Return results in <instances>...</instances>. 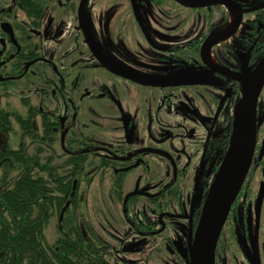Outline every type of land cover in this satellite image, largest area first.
Returning <instances> with one entry per match:
<instances>
[{
	"label": "flooded vegetation",
	"instance_id": "flooded-vegetation-1",
	"mask_svg": "<svg viewBox=\"0 0 264 264\" xmlns=\"http://www.w3.org/2000/svg\"><path fill=\"white\" fill-rule=\"evenodd\" d=\"M197 2L198 6L178 0H0V83L13 87L16 81L36 77L40 88L36 93L38 103L33 105L42 113L57 114L61 121L52 118L61 127L54 137L59 134L63 144L66 136L75 132L85 147L83 154L99 158L100 175L111 180L113 192L118 193L116 198L122 197L128 230L103 221L104 240L106 234L116 238L123 235L136 244L162 234L173 220H169L171 212L164 205L169 203L179 209L184 202L183 183L194 175L196 195L189 214L180 212L181 221L187 216L189 245L190 227L193 232L197 227L245 102L246 89L239 78H256L264 60V0ZM134 31H139L144 44L136 41L135 57L131 58L141 59L139 63L146 73L124 75L157 92L154 104L142 112L141 108H124L113 82V75L119 73L110 70L96 53L116 67L105 53L118 59L106 47H115L111 38L115 40L120 32ZM231 31L234 32L227 39L215 43ZM111 32L116 33L115 37L107 36ZM208 44L211 47L203 51ZM101 73L113 78L108 79L109 84ZM89 74L101 76L102 81L88 80ZM186 78L195 82H163ZM262 82L255 106L251 163L219 235L213 264H264ZM25 96L31 98L30 94ZM155 97L160 102L155 103ZM47 100L50 104H46ZM113 111L118 113V138L101 140L94 134H85L83 114L94 112L92 115L108 119ZM223 115L228 120L221 128L218 122ZM38 125H43L41 118ZM127 125L134 127L131 130ZM128 130L138 137L133 144L124 135ZM158 166L170 177L161 187L159 182L153 183L157 174L152 170ZM128 183L132 186L125 191ZM232 189L229 185L226 199ZM157 208L160 213L155 211Z\"/></svg>",
	"mask_w": 264,
	"mask_h": 264
},
{
	"label": "trees",
	"instance_id": "trees-1",
	"mask_svg": "<svg viewBox=\"0 0 264 264\" xmlns=\"http://www.w3.org/2000/svg\"><path fill=\"white\" fill-rule=\"evenodd\" d=\"M11 90L9 83H0V264H131L128 258L117 257L115 248H108L107 240L83 210L85 199L79 183L87 175V156L76 133L67 135L62 144L65 153H72L62 163L68 170L66 179L58 173L62 164H53V155L43 161L41 148L33 154L25 140L54 141V133L61 127L52 118L61 122L58 115L42 113L29 96L22 98L28 107L26 114L8 110L4 98L12 96ZM13 118L21 129L17 147L10 144ZM39 118L43 125H38ZM125 211L130 218V210ZM155 211L160 213L158 208ZM55 214L59 236L50 243L45 228ZM186 262L189 264V249Z\"/></svg>",
	"mask_w": 264,
	"mask_h": 264
},
{
	"label": "rangeland",
	"instance_id": "rangeland-1",
	"mask_svg": "<svg viewBox=\"0 0 264 264\" xmlns=\"http://www.w3.org/2000/svg\"><path fill=\"white\" fill-rule=\"evenodd\" d=\"M115 35L116 33L111 32L107 36L115 37ZM111 39L113 40L115 47L112 46L111 48H106L110 51V53H113V55L118 60L112 58L107 52L105 54L106 56H109V58L116 64L115 66L131 73H141L145 75L144 73H146V68L139 63L141 59L136 58L134 60L133 57L131 58V55H133L135 52V45H137L136 41H139L140 44H144L143 37L139 31H134L128 34L120 32L115 38L116 41L113 38ZM111 39H109V41H111ZM143 48L145 51V45H143ZM137 50L141 51L139 49ZM133 56L135 57V54ZM102 75L107 78L105 79L107 84L110 83L108 79H113L107 74ZM113 77L115 88H117V92H120L123 106L125 109H127V111H134L136 108H141L142 112V110H146L152 106V104H154L153 98L157 92L148 89L149 87L147 88L144 85L139 84L136 79L129 78L124 74H115ZM87 79H96L98 82L102 81L101 76L98 78L93 74H89ZM39 88L40 84L34 76L30 77L27 81H16L11 90L13 93L12 96L9 98H4L5 108L10 111L26 114L27 108L23 104L22 98L25 97L26 94H30L31 98H29V101L32 104H37L38 98L36 93ZM106 92L108 95L112 96L107 88ZM156 98L157 97H155L154 100L155 103L160 102V100ZM46 104H50V101L47 100ZM91 111H93V109H91ZM92 114L95 115L94 112ZM92 114L85 113L82 115L81 122L83 123V131L85 134H94L101 140L118 138L115 135L119 134L118 131H115V129L120 128L118 127L119 122L117 120V111H113L108 119L103 117L101 118L98 115L94 116ZM227 120V116L223 115V117H221L218 122L221 128H224L225 122H227ZM12 121L15 131L10 135V144L14 147H17L20 143L21 129L14 118ZM127 126L131 130L134 127V125ZM131 130H128V132L125 131V133H123L126 135L129 143L133 144L136 142L138 137H136L135 133H133ZM120 133L122 134V132ZM25 140L29 152L34 154L39 152V149L41 148L39 153L41 154V159L43 161H47V158L53 155V164L60 165L64 163L69 157V154L64 152L59 134L56 135L54 141L52 142L36 141L29 137ZM98 159L99 158L93 156L92 154L88 155L87 162L85 163L87 175H85L83 181L79 183V190L83 193L85 199L83 202V210L91 219L92 223L96 229H98L100 234L103 233V221H106L107 225L109 222L116 224L120 230L125 229V231H127L128 227L124 225L125 221L122 214V197L117 199L116 197L118 196V193L115 194V192H113L110 186L111 180H109V178L105 175H100ZM63 167L64 164L59 167L58 173L60 175H64V177L67 179L66 176L68 175V170ZM152 171L153 173L157 174V179H153V183L159 182V187L167 184L170 177L166 176L165 171L160 168V166L155 167V170ZM41 174L47 177L46 171H43ZM131 174L133 175V173ZM155 174L153 175L155 176ZM195 181L196 178L193 175L191 178L186 179V183H183L184 192L182 193V200L184 202H182V206L183 203L185 205L182 210H180L182 206L178 209L175 208L174 205H169V203L164 205L163 208L168 212H171L169 213V217H171L169 220H172V218L173 220L172 223L168 224V227L162 232V234L154 237L152 241H143V243L136 242L137 245L133 242H130L128 239H125L123 235H120L119 238H116L106 234L108 248H115L113 251L115 254H117V257L121 255L120 257L125 259L128 258L129 261H131V264H187L186 258L187 251L189 249L187 240L188 222L186 220L187 216H185L184 220L181 221L180 212H185V215L189 214L192 199L196 195L194 189ZM131 186L132 184L128 183L126 185L125 191L129 190ZM174 214H176V216H174ZM115 220H118L121 225ZM57 223L58 217L57 214H55L45 228V235L50 243L56 241L59 236Z\"/></svg>",
	"mask_w": 264,
	"mask_h": 264
},
{
	"label": "water",
	"instance_id": "water-1",
	"mask_svg": "<svg viewBox=\"0 0 264 264\" xmlns=\"http://www.w3.org/2000/svg\"><path fill=\"white\" fill-rule=\"evenodd\" d=\"M178 1L190 6L199 5L197 0ZM80 17L82 21L81 26L84 28L82 15ZM238 24L239 22L237 25ZM233 32L234 31H231L229 34L218 37L215 40V43L227 39L233 34ZM211 45L212 44L204 46L203 51L204 49L208 50ZM96 53L100 58V61L105 62L110 70L116 73H129L127 70H120L118 67H113L108 60L101 59L102 57L98 51H96ZM260 75H264V60L256 73V78L251 80H243V78H239L240 81L243 82L246 89L245 102L236 117L232 141L203 204L197 227L194 232L190 227L188 245L190 250L189 264H213L215 248L219 235L227 219L232 201L248 171L253 154L254 136L256 130V100L263 84L262 81H264V76L260 77ZM134 76L135 75H133V77ZM163 82L166 84H186L189 82H195V80L186 78L175 81L165 80ZM236 175L237 179L234 185H232V193L228 199H226L231 180ZM199 182L200 177L197 179L198 185ZM195 203L196 202H194V205Z\"/></svg>",
	"mask_w": 264,
	"mask_h": 264
},
{
	"label": "bare ground",
	"instance_id": "bare-ground-1",
	"mask_svg": "<svg viewBox=\"0 0 264 264\" xmlns=\"http://www.w3.org/2000/svg\"><path fill=\"white\" fill-rule=\"evenodd\" d=\"M236 179H237V175L231 180L230 186L234 185V183L236 182Z\"/></svg>",
	"mask_w": 264,
	"mask_h": 264
}]
</instances>
